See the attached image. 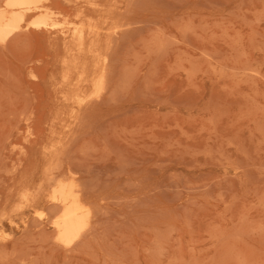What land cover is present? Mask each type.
<instances>
[{
    "label": "rangeland",
    "instance_id": "rangeland-1",
    "mask_svg": "<svg viewBox=\"0 0 264 264\" xmlns=\"http://www.w3.org/2000/svg\"><path fill=\"white\" fill-rule=\"evenodd\" d=\"M116 1L110 76L76 122L54 119L61 43H0V264H264V0ZM57 177L83 190L86 243L56 241Z\"/></svg>",
    "mask_w": 264,
    "mask_h": 264
},
{
    "label": "bare ground",
    "instance_id": "bare-ground-1",
    "mask_svg": "<svg viewBox=\"0 0 264 264\" xmlns=\"http://www.w3.org/2000/svg\"><path fill=\"white\" fill-rule=\"evenodd\" d=\"M121 1L125 3V0ZM68 2L75 12L76 21H68V13L59 14L54 12L52 8L54 6V0H0V43L7 44L11 36L15 34L17 36L18 33L22 31H24L23 33L25 34V30L27 31L31 26L34 27L36 32L47 34L54 43H61L62 55L58 59V67L60 66L59 68L61 70L57 84L60 85L58 89L61 91L60 94H62V103L60 102V104H62L64 108L55 112L54 115L56 117H54V119H61L62 121L61 115L66 111L64 109L67 108L70 110L67 115H69L71 123H73L80 120L83 112H86V109L89 108V104L92 102L94 105L93 101L102 95L101 92L104 88V84L110 76L108 58L111 59L112 57L109 56L113 55L111 53L112 43L110 42V37L116 31V19L114 16L119 7L117 5L118 1L116 0H112L110 3H96L93 0H68ZM91 5L96 7H91ZM122 5L124 4H121V6ZM119 13L118 15H121ZM61 16L63 19L65 18L67 20L68 26H63L61 22L62 18L60 19ZM99 18H107V22H98L97 20ZM54 32H57V34L52 36ZM105 87V89H107V86ZM95 104H97L96 100ZM69 131H71V128H69ZM61 144L62 143L59 145ZM48 150L52 155L59 152L55 145L51 146ZM60 152H62V149ZM57 167L58 163L56 160H51L48 164V170L44 174V181L41 182L42 184L38 186L36 191H33L32 188H24L21 192V199L23 197L30 203L38 199L43 183L52 179L54 170ZM69 169H71L70 166L67 171ZM54 176L56 177V175ZM60 178L58 179L57 177L58 182H56L55 186L53 185L54 187L52 186L53 188L51 187L53 190H51L50 195H48V199H50L49 202L50 204L53 203L54 207H60L59 215L57 214L56 216L55 214L56 218L52 221V225L57 230L56 241L58 243L70 245L71 242L75 240L81 242L79 238L83 236V233L86 235L85 230L87 229H85V219L86 215L88 217L90 216L88 214H90L91 211L86 204L87 202H85L83 194L80 193L83 190L80 192H78V190L76 191L73 181L66 182ZM86 195L88 196V194ZM89 226L90 225H88L87 228H89ZM88 235L89 234L86 236ZM83 238L85 239V237H82V241L84 242L86 239L83 240Z\"/></svg>",
    "mask_w": 264,
    "mask_h": 264
}]
</instances>
